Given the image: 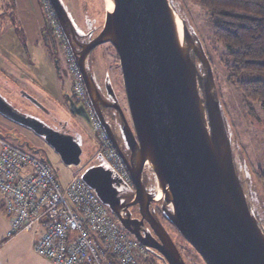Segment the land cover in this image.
Segmentation results:
<instances>
[{
	"label": "water",
	"instance_id": "1",
	"mask_svg": "<svg viewBox=\"0 0 264 264\" xmlns=\"http://www.w3.org/2000/svg\"><path fill=\"white\" fill-rule=\"evenodd\" d=\"M50 1L81 69L95 115L123 160L134 189L102 164L85 168L82 179L124 228L164 264L188 263L156 207L206 264H264V217L257 216L251 201L254 197L264 205V198L260 200L261 191H250L243 181L211 59L176 3L112 0L114 7L109 10L105 0L103 27L93 39L82 40L63 1ZM177 18L182 23V40ZM105 42L114 46L119 57L129 117L110 77L105 79L104 95L89 65L92 50ZM19 94L50 116L48 108L30 93ZM68 104L93 129L86 107L71 97ZM102 106L118 111L115 125L126 151ZM0 111L40 135L69 167L80 165L83 148L73 135L1 96ZM20 144L40 151L28 141ZM146 175L152 177V189ZM132 206L138 207L140 218L132 216ZM145 222L149 227L143 231Z\"/></svg>",
	"mask_w": 264,
	"mask_h": 264
},
{
	"label": "rangeland",
	"instance_id": "2",
	"mask_svg": "<svg viewBox=\"0 0 264 264\" xmlns=\"http://www.w3.org/2000/svg\"><path fill=\"white\" fill-rule=\"evenodd\" d=\"M173 1L178 6L189 29L195 32V35L201 39L202 45L211 59L239 172L250 191H261L259 192L258 198L262 200L264 198V109L257 102H246L243 99L242 93L227 83L224 67L220 64V54L223 50L225 51V47L220 43L218 44L219 47L217 44H212L210 40L212 30L208 21L207 11L190 0ZM87 3V8L83 15L88 28H90L94 19H97L100 15L102 16L103 12L100 13L98 11L99 5L98 2L96 3V0H87ZM99 4L105 9V0H100ZM40 6V0L1 1L0 27L2 24L4 26L7 22L9 27L7 25V29L0 30V48L8 49L9 40L14 38V36L19 40V47L22 46L26 54L19 55V62L21 61L30 68H36L38 76L34 77V82H31L29 78L19 77L18 89H16L18 98L21 102H25V104L22 105L26 108L34 110L36 113H39V117L47 119L53 128L65 133H70L74 136L83 148L81 163L80 165L69 167L62 161L55 149L40 135L36 134L30 128L14 123L1 114L0 130L16 134V137L10 136L7 138V141H10L14 145H18L16 142L21 138L28 141L33 147L39 148L40 151L35 153V155L37 157L43 156L50 159V166L63 184L70 179V175L73 172L80 171V173H83L85 168L95 164H102L115 170L111 161L100 151L99 134L90 127L86 120L72 113L68 107L67 97L65 96L67 93H72L73 91V78L69 72L66 54L60 42L56 47L53 45H45L44 47L40 40L32 44V35L29 32L32 26L30 18L35 17L36 14L41 16L40 12L42 11L44 22L47 23L44 11ZM28 11L31 12L30 15H28ZM39 23L40 21L38 20L37 25ZM79 26V31L81 33L87 31L84 27L85 25ZM54 37L56 38V36ZM99 47L98 50L100 51L104 49V52H102L104 56V58H102V63L107 66L111 78L110 82L113 84V88L117 95H119L121 105L128 117L129 112L118 54L114 46L109 42H105ZM47 49L49 50L46 52ZM96 61H98V58ZM1 65H4V60L1 61ZM50 65L54 68L51 70H55L59 67L58 86L53 85V80L43 82L41 78L40 72L43 70L41 67H47L46 70L48 71ZM5 74L9 75L10 72H3V76ZM54 87L58 88V90L54 89ZM18 90L20 92L24 90L34 96L38 101H42L41 103L48 108L50 116H45L38 107L30 102V100L22 97L19 94L20 92L18 93ZM38 92L44 95L39 96ZM56 92L62 95L64 93V99H61ZM23 149L32 152L31 149ZM146 182L148 188L152 189L154 185L152 177L150 178L146 175ZM251 201L257 216L259 218L264 217V205L260 204V201L254 197ZM165 221L168 223L171 233L177 241V245L182 251L187 263L206 264L195 249L185 240L178 229L166 218ZM140 261L143 264H164L150 253L147 259L142 258Z\"/></svg>",
	"mask_w": 264,
	"mask_h": 264
},
{
	"label": "built area",
	"instance_id": "3",
	"mask_svg": "<svg viewBox=\"0 0 264 264\" xmlns=\"http://www.w3.org/2000/svg\"><path fill=\"white\" fill-rule=\"evenodd\" d=\"M48 26L66 54L73 78V92L90 114L99 134L100 151L120 177L133 184L131 176L92 108L79 64L65 37L50 0H40ZM1 206L9 218L8 236L22 231L41 236L35 244L40 255L55 264H143L149 252L121 224L81 177L80 171L62 183L50 164L0 138Z\"/></svg>",
	"mask_w": 264,
	"mask_h": 264
},
{
	"label": "trees",
	"instance_id": "4",
	"mask_svg": "<svg viewBox=\"0 0 264 264\" xmlns=\"http://www.w3.org/2000/svg\"><path fill=\"white\" fill-rule=\"evenodd\" d=\"M190 1L207 11L212 44L225 47L220 64L227 83L264 109V0Z\"/></svg>",
	"mask_w": 264,
	"mask_h": 264
},
{
	"label": "crops",
	"instance_id": "5",
	"mask_svg": "<svg viewBox=\"0 0 264 264\" xmlns=\"http://www.w3.org/2000/svg\"><path fill=\"white\" fill-rule=\"evenodd\" d=\"M1 1L2 0H0V6H1ZM30 14L31 12L28 11V15ZM40 14L41 16L40 15L38 16V14H36L35 17L30 18V22L32 26L29 29V32L32 35L31 36L32 44L40 40L45 47V45L47 44L42 36L43 23H44L42 11L40 12ZM38 20L40 21V23L37 25ZM7 25L8 22L4 26L2 24L0 30L7 29L6 28ZM9 41L10 43L8 49L0 48V96L9 100L15 105L18 103L25 104V102H21V100L17 96V91L13 89L11 86L12 85L18 86L19 77L29 78L31 82L32 81L34 82L35 80L34 77L38 75L36 72V68L34 67L30 68L28 65H24L21 61L19 62V55L20 54L26 55L23 51L22 46L19 47V43H20L19 40L14 36V38L10 39ZM48 50L49 49H47L46 52ZM2 60H4V65H1ZM41 68L43 69L40 72L43 82L44 81L48 82L50 80H53L54 82L53 85L58 86L59 67H57V69L55 70H51L54 68L50 65L48 67L49 68L48 71L46 70L47 67L44 68L42 66ZM7 71L10 72L9 74L10 76L8 74H5L3 76V72L7 73ZM94 71L96 73L97 79L101 83V76L103 75V73L96 69H94ZM54 89L58 90V88L56 87H54ZM58 94L61 97V99H64L65 96L64 93L63 95L60 93ZM41 95L44 94L40 92L39 96ZM65 97H67V95ZM0 114L6 117L7 119L13 121L14 123H17L15 120L6 116L1 111ZM10 136L15 137V134L0 130V138L7 140V138ZM16 144H18V146L21 147L24 146L21 145L19 142H16ZM28 149L30 148L28 147ZM0 151H1V144H0ZM43 158L46 160V157ZM9 227H10L9 218L1 206V195H0V264H55L52 260L40 255L35 250V244L41 236V229L38 230L37 232L22 231L21 233H18L13 237H9L8 236Z\"/></svg>",
	"mask_w": 264,
	"mask_h": 264
},
{
	"label": "flooded vegetation",
	"instance_id": "6",
	"mask_svg": "<svg viewBox=\"0 0 264 264\" xmlns=\"http://www.w3.org/2000/svg\"><path fill=\"white\" fill-rule=\"evenodd\" d=\"M69 15L71 16L75 26L77 27V29H79V25H85L84 27L86 28L87 31L81 33L78 35L79 38H82V40H91L93 39L101 30V28L103 27L104 24V20H105V9L103 8L102 5H100V0H96V3L98 2L99 8L98 11L101 13L103 12L102 16H98L97 19H94V21L91 23L90 28H88L87 24H86V20L85 17L83 15L84 11L86 10V6H87V0H62ZM95 23V25H94ZM47 34V35H46ZM42 36L45 39V42L47 44V46H57L59 41L54 37V32L52 31V29L44 22L43 23V30H42ZM49 39L52 40L49 41ZM48 41H47V40ZM51 43V44H50ZM110 43V42H109ZM102 45V44H100ZM98 45L97 47H95L92 52L90 53V61H89V65L93 68L96 69L98 71H101L103 73V75L101 76V88L103 91L104 95H107V91H106V85H105V79L107 77H110L109 72L107 70V66L105 64L102 63V58H104L103 53L104 49H102V51L98 50V48H100ZM77 49L79 50L80 48L77 47ZM101 52V53H100ZM98 58V61H96ZM111 79V78H110ZM117 94V93H116ZM67 97H68V101L69 98H73L74 101L79 104V100L78 97L74 94V92L72 91V93H67ZM117 97L119 98V95H117ZM108 101L110 102H114V100H112L111 98L108 97ZM120 101V99H119ZM121 104V102H120ZM69 105V104H68ZM122 106V105H121ZM102 111L103 114L106 118V120L110 123V125L113 127L114 131H115V136L121 146V148L126 151V145L123 139V136L121 134V131H119V129H117L116 125H115V119L118 117V111L116 110V108L114 107H108V106H102ZM129 117V116H128ZM18 136V135H17ZM16 137V134H15ZM20 138V137H19ZM26 140H23L20 138V140L18 142L22 143ZM23 148H28V146L25 144L23 146ZM126 182V181H125ZM127 183V182H126ZM129 187L131 189H134V184H129ZM131 211H132V216L133 217H141L140 212L138 210L137 206H132L131 207ZM155 211L160 215L162 221L164 222V224L167 226V228L169 229L170 233V227L168 225V223L165 221V217L163 216V214L160 211V208L156 207ZM164 217V218H163ZM148 224L147 222H145V227L143 229V231H146L148 228ZM129 232V231H128ZM130 233V232H129ZM152 233L154 234V232L152 231ZM131 234V233H130ZM132 235V234H131ZM172 235V233H171ZM133 236V235H132ZM173 237V235H172ZM173 239L175 240V238L173 237ZM176 241V240H175ZM177 243V241H176ZM148 252L153 255L154 257L156 256L160 261H163L160 257H158L157 254L154 253V251L152 250H148ZM182 252V251H181Z\"/></svg>",
	"mask_w": 264,
	"mask_h": 264
},
{
	"label": "bare ground",
	"instance_id": "7",
	"mask_svg": "<svg viewBox=\"0 0 264 264\" xmlns=\"http://www.w3.org/2000/svg\"><path fill=\"white\" fill-rule=\"evenodd\" d=\"M107 3H108L109 10H112L113 7H114L113 1L112 0H108ZM177 22H178V24H177L178 34H179L180 39L182 40V37H183L182 23H181L180 19H178V18H177ZM162 195H163V193L160 191L158 196L161 197Z\"/></svg>",
	"mask_w": 264,
	"mask_h": 264
}]
</instances>
